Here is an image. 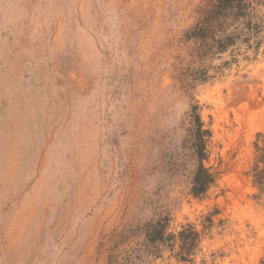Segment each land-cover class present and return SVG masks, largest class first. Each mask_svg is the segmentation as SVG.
<instances>
[{
    "label": "rangeland",
    "instance_id": "rangeland-1",
    "mask_svg": "<svg viewBox=\"0 0 264 264\" xmlns=\"http://www.w3.org/2000/svg\"><path fill=\"white\" fill-rule=\"evenodd\" d=\"M206 2L0 0V264H264V0L209 52Z\"/></svg>",
    "mask_w": 264,
    "mask_h": 264
},
{
    "label": "trees",
    "instance_id": "trees-1",
    "mask_svg": "<svg viewBox=\"0 0 264 264\" xmlns=\"http://www.w3.org/2000/svg\"><path fill=\"white\" fill-rule=\"evenodd\" d=\"M246 4L244 0H207L202 9L199 10L200 19L195 25L193 31L188 35L197 41L198 49L204 52L223 49L235 39L234 35H217V27L220 26V21L228 17V10L236 9L232 15L241 17L244 15ZM193 129V146L198 158V166L194 174L191 192L195 196H201L206 193L210 185L214 182L215 176L203 163L206 158V137L210 135L209 131L203 129V124L198 114L194 115ZM256 149L259 152L257 161L253 166L252 172L255 183L264 190V140L262 145L256 144ZM263 163V166H260ZM187 229V230H186ZM179 234L181 241V257L185 259V255L189 254V246H193L198 239L199 233L190 225ZM165 225H156L150 232V238L153 241L165 240Z\"/></svg>",
    "mask_w": 264,
    "mask_h": 264
}]
</instances>
